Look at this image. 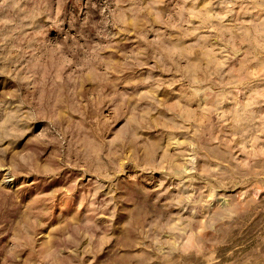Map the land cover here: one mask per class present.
Returning a JSON list of instances; mask_svg holds the SVG:
<instances>
[{
    "label": "rangeland",
    "instance_id": "obj_1",
    "mask_svg": "<svg viewBox=\"0 0 264 264\" xmlns=\"http://www.w3.org/2000/svg\"><path fill=\"white\" fill-rule=\"evenodd\" d=\"M0 264H264V0H0Z\"/></svg>",
    "mask_w": 264,
    "mask_h": 264
}]
</instances>
